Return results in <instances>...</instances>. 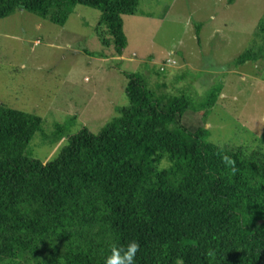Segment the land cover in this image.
<instances>
[{"label":"trees","instance_id":"16d2710c","mask_svg":"<svg viewBox=\"0 0 264 264\" xmlns=\"http://www.w3.org/2000/svg\"><path fill=\"white\" fill-rule=\"evenodd\" d=\"M139 1L0 0V19L25 10L63 26L75 5L92 7L94 34L119 56L122 17ZM259 59L264 49L251 46L234 62ZM123 74L127 104L47 161L26 153L41 117L0 103V264H104L113 244L130 240L141 246L136 264H264V142L216 144L207 127L184 125L187 91ZM224 156L236 160L235 175Z\"/></svg>","mask_w":264,"mask_h":264},{"label":"rangeland","instance_id":"374dc122","mask_svg":"<svg viewBox=\"0 0 264 264\" xmlns=\"http://www.w3.org/2000/svg\"><path fill=\"white\" fill-rule=\"evenodd\" d=\"M99 15L77 4L63 26L25 10L0 19V103L42 119L27 155L47 161L80 128L98 132L127 104L123 72L144 76L152 88L187 91L184 125L207 127L216 144L264 142V63L234 62L251 46L264 49V0H140L122 17L127 44L119 56L94 34ZM167 58L175 65L160 72Z\"/></svg>","mask_w":264,"mask_h":264},{"label":"clouds","instance_id":"9594fccd","mask_svg":"<svg viewBox=\"0 0 264 264\" xmlns=\"http://www.w3.org/2000/svg\"><path fill=\"white\" fill-rule=\"evenodd\" d=\"M160 70H164L161 69ZM226 165L230 168L233 175L238 171L236 160L224 156ZM141 246L138 241L130 240L126 244H113L108 254L105 256L104 264H136L137 254L140 252Z\"/></svg>","mask_w":264,"mask_h":264},{"label":"built area","instance_id":"2783aa9c","mask_svg":"<svg viewBox=\"0 0 264 264\" xmlns=\"http://www.w3.org/2000/svg\"><path fill=\"white\" fill-rule=\"evenodd\" d=\"M174 64V60L171 58H167L166 62L163 65H172ZM161 69H163V66H161Z\"/></svg>","mask_w":264,"mask_h":264}]
</instances>
